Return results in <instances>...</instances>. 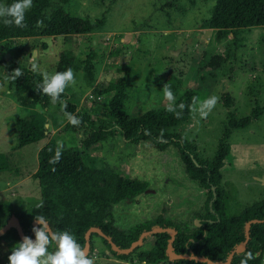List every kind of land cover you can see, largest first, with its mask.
<instances>
[{"label": "rangeland", "instance_id": "1", "mask_svg": "<svg viewBox=\"0 0 264 264\" xmlns=\"http://www.w3.org/2000/svg\"><path fill=\"white\" fill-rule=\"evenodd\" d=\"M216 1L70 0L63 4L70 14L93 21L104 18L105 26L77 36H30L0 42L10 63L32 64L42 76L57 71L62 52L70 50L75 59V83L66 87L67 98L48 106H22L14 85L6 77L0 80V203L19 201L29 209L41 200L39 181L34 177L38 153L54 137L60 144L69 142L81 149L90 166L121 171L149 183L151 191L115 206L121 228L127 230L164 210L166 217L177 222H188L202 211L207 190L188 176L176 148L127 143L118 130L115 136L109 134L88 147L84 142L99 135L91 127L115 123L105 116L100 102L105 96L94 92L96 82H129L131 114L168 110L187 90L197 93L198 107L215 95L217 103L206 118L196 110L189 122L174 129L195 144L206 160L215 156L231 117L263 109L264 25L244 28L236 35L205 27ZM164 85L171 89L172 101L164 96ZM69 102L77 103L79 112L87 113L94 125L65 129L69 122L64 109ZM32 115L45 123L48 135L21 148L17 118ZM229 145L221 185L226 211L237 215L264 199V113L250 126L233 130ZM95 242L88 256L93 264H146L110 255L100 237ZM12 244L10 239L0 241V264H7Z\"/></svg>", "mask_w": 264, "mask_h": 264}, {"label": "trees", "instance_id": "2", "mask_svg": "<svg viewBox=\"0 0 264 264\" xmlns=\"http://www.w3.org/2000/svg\"><path fill=\"white\" fill-rule=\"evenodd\" d=\"M69 1L33 0L32 7L25 13L23 27L0 22V42L30 36H77L105 26L104 18L93 21L70 14L63 6ZM3 2L11 3L12 0ZM261 25H264V0H217L211 17L205 21V27L225 30L232 35L244 28ZM74 62V55L70 50L62 52L57 71L73 69ZM16 70L21 73L18 77L15 76ZM5 77L14 85L17 99L22 106H48L52 103L51 98L39 90L38 85L43 76L28 65L10 63L0 47V80ZM95 82L92 77L91 84L94 85ZM66 87L56 102L67 98ZM130 90V83L125 81L95 83L94 92L105 96L100 101L105 116L112 118L115 123L91 127L99 135H91L84 145L88 147L98 139H106L109 134L115 136L118 130L127 143L138 145L148 142L159 149L176 148L188 176L207 190L203 210L197 212L188 222L174 221L166 217L164 210L156 216L144 218L127 230L123 229L116 223L115 206L142 197L149 192V183L121 171L90 166L84 160L83 151L76 145L69 142L60 144L52 137L38 153L39 167L34 174L39 181L41 200L33 204L30 210L19 201L0 203V241L10 239L16 242L22 239L16 226L10 225L5 229L13 217L19 219L25 235L32 236L35 215H44L53 230H70L84 248L88 231L92 227H100L106 236L123 249L130 248L147 231L157 227H172L177 231L172 244L173 252L197 256L199 259L170 255L168 246L172 236L168 231L145 236L141 244L127 253L115 250L106 236L92 232L87 256L95 250V237H100L109 254L121 260L136 258L146 264H210V261L226 262L238 245L247 241L242 251L234 252L230 264H240L248 252L254 255L248 264H264V199L247 206L237 215H229L225 209V192L221 185L223 168L230 153L229 140L232 131L250 126L264 113V107L262 110L257 108L249 116L231 117L215 156L206 160L200 157L195 144L174 131L176 127L189 122L197 110L198 95L195 91H185L172 104L175 111L181 112L177 117L173 111L159 109L129 113ZM180 103L185 105L183 109L176 107ZM64 112L78 116L79 127L87 123L94 125L87 113L79 112L75 102H69ZM16 125L21 148L47 136L48 129L37 115L19 117ZM71 126L68 123L65 129ZM252 219L259 221L252 223L248 234L246 224ZM147 244L151 246L146 248Z\"/></svg>", "mask_w": 264, "mask_h": 264}, {"label": "clouds", "instance_id": "3", "mask_svg": "<svg viewBox=\"0 0 264 264\" xmlns=\"http://www.w3.org/2000/svg\"><path fill=\"white\" fill-rule=\"evenodd\" d=\"M32 3L33 0H12L11 3H4L0 0V22L5 25L23 27L25 13L30 10ZM20 75V71L16 70L15 76ZM74 83L73 71L67 68L64 71L44 72L42 82L38 87L55 103L65 87ZM163 87L164 96L172 101L174 97L171 89L166 85ZM217 99L215 95H212L199 104L197 111L201 118L208 116L216 105ZM176 107L183 109L185 105L180 103ZM168 110L173 111L177 117L181 115V112L175 111L172 105H169ZM64 115L70 124H79L78 116L69 112H65ZM34 218L35 224L31 228L32 236L24 235L22 239L10 246L7 264H93L74 233L68 229L53 230L48 218L44 215H35ZM50 246L51 250H49ZM253 258V253L248 252L240 264H248V261Z\"/></svg>", "mask_w": 264, "mask_h": 264}, {"label": "water", "instance_id": "4", "mask_svg": "<svg viewBox=\"0 0 264 264\" xmlns=\"http://www.w3.org/2000/svg\"><path fill=\"white\" fill-rule=\"evenodd\" d=\"M32 67V64H30V68ZM148 191H151V190H148ZM259 221V219H252L250 221H247V224H246V228H247V232L249 234V230H250V227L252 225L253 222H257ZM35 224V222H34ZM10 225H13V226H16L18 229H19V233L21 235V237H23L25 235V233L23 232L22 228H21V225H20V221L17 217H13L11 220H10V223L5 227V229L10 226ZM159 231H168L172 238H171V241H170V244L168 246V252L170 255H172L173 257H188V258H195V259H199V257L197 256H188V255H184V254H175L173 252V241H174V238L177 234V231L172 228V227H157L153 230H150V231H147L145 232L141 237L140 239L135 242L130 248L128 249H123V248H120L109 236H106L104 234V232L102 231V229L100 227H92L89 231H88V234H87V244H86V247H85V250H86V254L88 253L89 251V248H90V235L92 232H98L100 233L101 235L103 236H106L107 239L109 240V242L112 244L113 248L121 253H127V252H130L132 251L135 247H137L139 244H141L145 238V236L151 234V233H156V232H159ZM246 244H247V241H244L242 242L240 245H238V247L236 248L235 251L237 252H240L242 251L245 247H246ZM234 251V252H235ZM234 252L231 253L230 257L228 258V260L226 262H212L210 261V264H230V262L232 261L233 259V256H234ZM202 260H206V258H201Z\"/></svg>", "mask_w": 264, "mask_h": 264}, {"label": "crops", "instance_id": "5", "mask_svg": "<svg viewBox=\"0 0 264 264\" xmlns=\"http://www.w3.org/2000/svg\"><path fill=\"white\" fill-rule=\"evenodd\" d=\"M73 76H74V72H73ZM47 135H48V134H47ZM43 139H44V138H43ZM50 139H51V138H50ZM50 139H49V140H50ZM40 141H41V140H40ZM48 142H49V141H48ZM48 142H47V143H48ZM47 143H46V144H47ZM46 144H45V145H46ZM45 145H44V146H45ZM40 150H41V148H40ZM40 150H39V151H40Z\"/></svg>", "mask_w": 264, "mask_h": 264}]
</instances>
